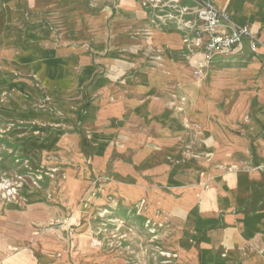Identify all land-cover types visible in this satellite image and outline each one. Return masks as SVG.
I'll return each instance as SVG.
<instances>
[{
	"label": "rangeland",
	"instance_id": "obj_1",
	"mask_svg": "<svg viewBox=\"0 0 264 264\" xmlns=\"http://www.w3.org/2000/svg\"><path fill=\"white\" fill-rule=\"evenodd\" d=\"M82 1L0 0V264L182 263L181 250L159 237L171 227L165 219L145 220L139 202L114 205L107 188L115 162L129 161L121 132L127 124L103 129L91 111L95 80L114 83L123 66L153 63L142 46L140 16L162 12L144 0H111L104 15L101 3ZM182 43L179 79L163 84L157 96L160 122L174 130L169 156L184 197L203 190L211 172L264 169L251 142L244 151L218 146L225 134L264 131L263 110L246 107L228 119L239 93L264 69L258 51L241 50L199 74ZM255 253L243 247L236 262Z\"/></svg>",
	"mask_w": 264,
	"mask_h": 264
},
{
	"label": "crops",
	"instance_id": "obj_2",
	"mask_svg": "<svg viewBox=\"0 0 264 264\" xmlns=\"http://www.w3.org/2000/svg\"><path fill=\"white\" fill-rule=\"evenodd\" d=\"M206 1L228 13L235 24L247 25L258 35L260 44L255 52L258 51L260 59L256 61L259 65L262 61L259 67L264 69V0ZM76 2L83 3L82 0ZM96 3H101L104 15H107L105 10H111V0H96ZM121 3L138 4L139 0H120ZM179 3L191 8L201 4L195 0H179ZM108 21L113 32L115 19L109 16ZM140 21L142 46L146 58L151 57L149 61L153 63L125 65L115 72L114 83L99 77L92 86L95 98L91 111L102 128L111 127L112 122L122 126L127 124L121 132L126 135L123 146L129 151V161L115 162L114 178L107 188L114 205L129 207L139 202V211L145 220L165 219L171 227L166 236L161 231L159 237L169 248L181 250L182 263L175 264H264L262 164L248 169L236 166L234 170L211 172L210 178L204 180L203 190L194 188L188 190L187 196L179 195V186L174 182L175 178L179 183V178L174 173L173 155L169 156L173 151L174 130L170 124L160 122L162 99L157 96V90L163 84L173 86L178 81L181 70L176 59L184 44L172 22L159 21L149 10H142ZM127 24L131 26L130 22ZM241 50L252 51L246 39L228 54L214 55L208 65L216 58L235 57ZM190 62L192 64V57ZM261 72L259 80L249 81L247 84L251 86L239 93L228 114L229 120L236 119L247 107L263 110L259 117L264 121V71ZM244 131L231 138L223 135L218 146H229L230 151H244L251 142L258 159L264 162V131L257 132L256 127ZM99 158L95 159L97 166ZM82 159L78 155L77 161L82 162ZM249 235H252L251 242ZM243 247L254 248L257 253L236 262V254ZM120 261L105 263L122 264Z\"/></svg>",
	"mask_w": 264,
	"mask_h": 264
},
{
	"label": "built area",
	"instance_id": "obj_3",
	"mask_svg": "<svg viewBox=\"0 0 264 264\" xmlns=\"http://www.w3.org/2000/svg\"><path fill=\"white\" fill-rule=\"evenodd\" d=\"M148 8L159 9V21L172 22L192 54L195 72L201 74L216 54L225 55L246 39L251 50L260 44L257 34L247 25H237L228 13L212 2L204 1L195 8L180 5L179 0H144ZM169 7L173 12L164 11ZM162 18V19H161Z\"/></svg>",
	"mask_w": 264,
	"mask_h": 264
}]
</instances>
